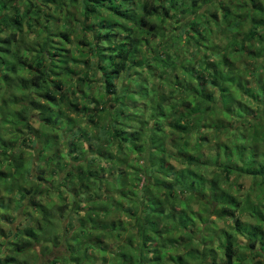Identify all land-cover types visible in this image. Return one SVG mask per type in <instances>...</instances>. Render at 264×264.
<instances>
[{
	"label": "trees",
	"instance_id": "16d2710c",
	"mask_svg": "<svg viewBox=\"0 0 264 264\" xmlns=\"http://www.w3.org/2000/svg\"><path fill=\"white\" fill-rule=\"evenodd\" d=\"M20 1L0 0V192H20L22 197L33 198L46 194L40 184L23 187L29 185L25 147L37 139L48 142L54 135L53 142L34 146L40 160L33 165L41 162L44 175L51 176L59 168L57 174L70 185L72 192L67 194L77 207L63 221L65 235H61L54 233L57 220L71 207L62 201V193L54 213L50 203L33 200L32 206L44 222L24 229L25 238L5 263L29 264L28 257H22L35 244L42 245V254L56 246L67 248L63 258L50 264H193L191 260L196 264H264L263 51L257 48L251 55L254 63L246 66L254 81L241 82L239 76L228 70L219 72L215 64L201 58L202 49L212 39L208 30H198L196 21L177 28L176 40L150 50L152 41L165 40L168 22L180 23L198 14L199 0H142L140 8L131 0H85L86 22L78 29L85 31L83 26L94 17L92 36L94 32L111 45L110 53L103 54L89 35L84 37L89 55L103 63L97 67L105 90L102 100L87 94L83 97L93 104L92 109L72 99L87 82V72L69 88L62 81L78 61L60 44L71 39L69 18L62 22L67 30L60 32L54 30L58 22L53 14L45 11L35 12L36 20L27 22L33 4L22 12L15 7ZM228 1H232L231 7L226 2L221 7L225 11L221 15L223 32L236 33L233 44L240 43L243 54L252 47H246V42L257 37L264 47V0ZM55 6L60 11L64 3ZM103 12L109 16L98 23ZM206 16L203 24L220 20L218 9ZM247 24L250 27L245 31ZM26 26L39 32L35 47L22 48ZM120 27L129 31L127 38H118L121 35L116 29ZM183 40L185 46L194 45L197 58L192 68L173 76L168 68L185 52ZM219 63L226 67L229 61L224 55ZM120 78L121 86L117 83ZM245 97L249 105L243 104ZM62 104L72 115L87 118L86 125L96 131L83 135L101 144L96 141L97 146H90L81 139L78 128L66 144L70 145L67 153L58 146L56 127L64 113L58 107ZM233 119L238 122L231 123ZM76 120L66 123L73 132ZM209 129L214 130L212 134H227L229 143H218L215 153L202 161L201 148L209 147L212 135ZM81 141L85 148L79 147ZM65 156L67 164H62ZM53 163L57 168L52 169ZM39 179L45 181L44 176ZM255 190L259 193L253 196ZM190 202H200L199 208L210 216L201 222V214L193 212ZM246 214L253 223L242 220ZM218 218L224 228L218 227ZM257 221L261 223L255 224ZM203 234V240L199 239ZM241 236L249 243L241 244ZM178 246L186 250L179 251ZM35 252L39 258L40 251ZM220 252L223 258L217 259L215 253Z\"/></svg>",
	"mask_w": 264,
	"mask_h": 264
},
{
	"label": "rangeland",
	"instance_id": "374dc122",
	"mask_svg": "<svg viewBox=\"0 0 264 264\" xmlns=\"http://www.w3.org/2000/svg\"><path fill=\"white\" fill-rule=\"evenodd\" d=\"M188 2H190L189 0H187ZM221 1H223L221 3ZM55 4L53 3L52 0H49L47 2H44L43 0H22L20 2H17L15 4V7L17 9H19L22 12H26L28 8H30V6L33 4V6L31 7V13L28 14V16L26 17V21L28 22V20L30 21H34L36 20V16H35V12H43L45 11L46 13L49 14H53L55 20L58 22V25L56 27H54V30L56 32H60V31H65L67 30L66 25L63 24L62 22L64 21V19L66 17L69 18V27L73 30V32L70 34L71 35V39L69 41V43H67L65 40H63L62 43L60 44H65L67 48H69L72 51V57H75L78 61L77 63H75V65L73 66L71 75H65L62 79L63 83L65 84L66 88H69L70 85L72 83H78V81L76 79L79 80V77L81 74H83L84 72H87L89 75L87 82L81 87L79 88V92L80 94H73L72 99L74 102H79L81 106L86 105L89 106V108L91 107L93 109V104H91L90 102H84V96L87 94V96H89L90 99H96V100H102L103 95L105 94V90L103 88V81H102V75L100 73V69H98L97 67H100L103 63L101 62L100 58H94L92 57V55L90 54V51H88V49L85 47L84 45V37L89 35L91 38V41L93 42V44H99L100 52L103 54H109L110 52L107 51L108 48L111 46L107 41L104 42L103 40H101L100 38L98 39V37H96V33L93 32V36L91 34V27L93 26V22H94V17L87 23V25H84L83 28L85 31H82L80 29H78V26L82 23L86 22L85 19V15H84V9L82 8L83 4L86 2L85 0H55ZM61 2L64 3V6L60 8V11H56V4H61ZM142 0H131V3L140 8V4H141ZM213 2V3H212ZM226 2L228 3L231 7V2L232 1H228V0H199V4L198 7L196 9V13L198 12V14H194L191 15L189 17H187L186 20H182L180 23L176 22L173 23L172 25H170V22H168L166 25L170 26L169 30L167 31V36L165 38V40H160L158 42V40L156 41H152L150 44V50L152 48L157 47L156 45H162L165 44L166 41L169 40H176L177 39V33L178 30L177 28H179L181 25H189L191 24V22L196 21L199 23V28L198 30H201V32H205V30L207 31V35L209 37V39H212L211 42L207 43V47L202 49V55L200 54L201 58L204 56L207 58L209 64H215L217 66V71L219 72H223V71H229L232 72L233 74L237 75L240 77V81L242 82L244 81H248V80H253V77L249 75L248 71H246V66L251 67V65L254 63V60L252 59L253 57H251V55L254 53V51L257 48H260L263 51L264 54V47L261 44L260 40L258 37L252 41H247L245 46H250L252 45L251 48L246 49V52L243 54V51L240 48V43L238 44H233V40L235 38H233V36H236V33H224L223 29H225V24L222 22V14L225 13V11H223L221 9V7H223V3ZM218 9V16H220V20L215 21V22H211L207 23V24H203V22L207 21L206 20V15H210L213 12H215V10L217 11ZM107 13L103 12L102 15H98V23L104 19L105 17H107ZM109 16V15H108ZM108 18V17H107ZM212 18V17H211ZM55 21V22H56ZM118 21V20H117ZM55 22H53L55 24ZM219 23V24H218ZM51 24V22H50ZM39 30L42 32V29L40 27V25H37ZM127 27H132L129 25H127ZM249 24H247V26L245 27V31H247L249 29ZM117 28V27H116ZM28 30V32H27ZM51 30V29H50ZM94 30V29H92ZM118 30V34H120L121 36H118L119 39H124L127 38L129 35V31L125 28H119L116 29ZM126 30L128 31V33L126 32ZM103 34L106 33V31L102 32ZM9 33H4L1 34L2 37L7 36ZM45 33H41V35H44ZM23 35V44H22V48L23 47H35L37 42H38V35L39 32L36 29L33 30H29L27 28V26L25 27L24 33L21 34ZM213 36V37H212ZM82 40V43H80ZM67 43V44H66ZM184 43V40L182 41V45ZM144 45V43L142 44ZM185 52L181 53L179 59H178V63L175 66H170L168 68V72L171 73L173 76L178 74L179 76L181 75V71H184V69H190L192 68V64H194V60L197 58L195 56H193L194 54V45L191 46H185ZM227 47V48H226ZM226 48V49H225ZM226 51V52H224ZM182 52V51H180ZM151 52H149V58H151ZM224 55L226 56V58L228 59L229 63L226 65V67H223L221 65V63H219V61H222L224 58ZM90 56V57H89ZM253 56V55H252ZM141 57L140 59L143 58V56H139ZM91 58V59H88ZM263 58V57H262ZM262 60H260L259 62H262ZM193 62V63H192ZM213 62V63H210ZM216 62V63H215ZM98 64V65H97ZM191 64V65H190ZM256 64V63H255ZM256 66V65H254ZM214 68V67H213ZM27 74V73H26ZM75 78V79H74ZM182 78V77H180ZM118 85L121 86L123 84V80L120 78L117 81ZM180 96V94L178 95V97ZM182 98V96L179 97V99ZM243 104L245 103L246 105H249V100L247 99V97H245L243 99ZM60 108V110H64V113H62L60 121L58 126L56 127V136H59V144L58 146H60V148L67 153V150H69L70 145L67 146L66 144L71 142L74 138L73 135L77 132V129L80 128L82 131L79 132V135L81 136V139L83 138L85 141L88 142V144H90V146H93L94 144H96V141H98L97 139H95L94 137H89V139H87L88 137L86 135H83L84 132L86 131L87 134H94L95 131H91L90 127H88L86 125V123L84 122L87 118H80L78 115H72L71 113H69V110L66 109V105L62 106H58ZM239 114H242L239 110L237 111ZM166 113H169L168 110H166ZM237 114V113H236ZM76 120L77 124L75 126V130L73 132V128H69L68 126H66V123L69 122V120ZM218 120L222 121L224 124H228L229 121H227L226 119H220L217 118ZM235 119L231 120V123L236 124ZM218 122V121H217ZM76 123V122H75ZM40 123H37V125L35 126V129H40V125H38ZM75 125V124H74ZM67 131V134H65L64 132ZM210 131H214L212 129L208 130ZM167 133H171L169 129H166ZM210 134H212V132H210ZM54 135L50 136V139L48 142H53ZM195 136H199V134L197 133ZM195 136L193 135V138H195ZM63 137V138H62ZM172 138V137H170ZM228 135L225 133H221L220 135L217 134H212L209 137V147L206 146L204 148H201V152L203 154V158L201 159L202 161H205V159L209 156H212V154L215 153L216 150V146L218 143H224V142H228ZM169 139V142L170 143ZM246 141H249L248 139ZM48 142H44L41 139H37L34 141L33 144L28 145V147L26 148L27 151V178H28V183L23 184V187H28V186H37L38 184H40L43 190H45L46 194L44 196H41L39 198H33L31 195L29 196H25L22 197L20 195V192H0V264H6V259L7 257H10V255H13V250L14 248L17 246L18 243H20L22 241L23 238H25V233H24V229L28 226H37L40 222H44L43 218L41 217V215L33 208L32 206V201L33 200H39L40 202H42L43 204H49L51 207H53V213L58 211L56 205H58V203H60V200L58 199L59 193H62V197H63V202L64 204H68L71 205L70 208H68L67 210V214H65L64 216H62L61 218H58L56 225H59L58 227H55V232L54 233H59L61 235H63V230L62 228L63 226V221L66 219V217L69 215L71 209H73L74 205L77 207L75 201H73V196L70 194H67V192H72L69 191L70 190V185L67 187V185L64 184V181H61L60 176L57 174L59 168L56 167L55 163H53L52 169L57 168L53 173V175H49L46 174L44 175L43 171H42V163L40 162L37 165H33V163H35V161H39L40 160V156L38 154V151L36 150V148L34 147L35 145L39 146V148L41 147L42 144L44 143H48ZM82 143L80 144L79 142L77 144H80L79 147L85 148L84 145V141H81ZM100 144L101 142L98 141ZM229 143V142H228ZM63 145V146H62ZM97 146V145H94ZM95 149H92V152H95ZM89 152V150H85V153ZM39 158V160H38ZM67 156L64 157V161H62V164H67ZM175 166H177L176 162H172ZM31 168H33L32 172H31ZM203 172L204 171H208L207 167H202ZM49 171V170H48ZM209 172V171H208ZM39 176H44L45 177V181H42L39 179ZM210 177V176H209ZM69 189V190H68ZM127 190V189H126ZM48 192H50L48 194ZM163 192V191H160ZM259 193L258 190H255V192H253V196H256ZM188 200V199H187ZM127 201V200H126ZM187 202V201H186ZM191 203V202H190ZM199 203L200 202H193L191 203V208L193 209V212H195V214L199 213L201 214V222L205 221L206 218H208L209 212L206 211V209H201L199 208ZM262 203L264 204V200L262 201ZM83 208H86V204L82 205ZM260 207H262L260 205ZM179 209H181L178 206ZM242 220L245 222H251L253 223L254 221L249 217L248 214L244 215L242 217ZM60 221L61 224H60ZM217 221L219 222L218 227L220 228H224V224L222 222H220L221 220L218 218ZM261 222L257 221L255 222V224H260ZM130 225V224H129ZM62 226V227H61ZM226 227V226H225ZM130 229H133L132 225H130ZM69 233V232H68ZM205 233V231H204ZM178 232H176V237H178ZM65 235V233H64ZM129 235V234H128ZM203 235H199L198 238L202 239ZM64 238V236H63ZM137 240V238H136ZM203 240V239H202ZM239 240L241 241V244H245V243H249V241L245 238V237H239ZM184 241H180V243H183ZM213 245V244H211ZM201 246V245H200ZM209 247V246H208ZM179 251H185V247L184 246H178ZM199 248V247H198ZM260 248L257 245V249ZM200 251L202 250V247L199 248ZM43 247L42 245H33L32 248L29 249V251L27 252V254H24L22 258H25L26 256L28 257L29 264L32 261L31 259H33V263L35 262L36 264H50L52 260L54 259H60L64 257V254L67 253V248L64 247L62 248L61 246H56L54 247V249L49 253L48 251L45 252V254H42ZM112 250V248H111ZM171 250L174 252L177 249H173L171 248ZM35 251H40L39 252V258L35 256L34 253H36ZM254 251H252L253 253ZM38 255V254H37ZM216 258L220 259L223 258L222 257V252L219 253H215ZM114 255H112L110 257V260L113 261L111 258H113ZM264 259V258H262ZM31 262V263H32ZM116 263V261H114ZM264 262V261H263ZM60 264H62L61 262H59ZM191 263H195L196 261L191 260ZM253 263V262H252Z\"/></svg>",
	"mask_w": 264,
	"mask_h": 264
}]
</instances>
